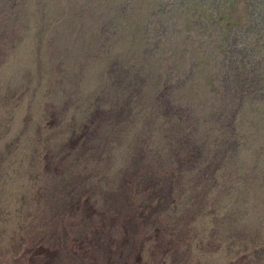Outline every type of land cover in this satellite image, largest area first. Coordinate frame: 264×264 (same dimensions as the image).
<instances>
[{
  "label": "rangeland",
  "instance_id": "rangeland-1",
  "mask_svg": "<svg viewBox=\"0 0 264 264\" xmlns=\"http://www.w3.org/2000/svg\"><path fill=\"white\" fill-rule=\"evenodd\" d=\"M161 2L0 0V264H264V0ZM103 92L131 121L97 124ZM144 171L187 189L209 240L133 232Z\"/></svg>",
  "mask_w": 264,
  "mask_h": 264
},
{
  "label": "trees",
  "instance_id": "trees-1",
  "mask_svg": "<svg viewBox=\"0 0 264 264\" xmlns=\"http://www.w3.org/2000/svg\"><path fill=\"white\" fill-rule=\"evenodd\" d=\"M162 4H165L166 0H161ZM171 2H168L167 5L170 7L172 4ZM168 7V6H167ZM184 13L187 14V8L184 6L183 7ZM156 14V10L154 11L153 15ZM183 17V16H181ZM179 17V18H181ZM154 22L152 21L149 25H147L149 28H153ZM178 30L179 34H182L185 32V35L183 36V41H189L192 40V38L197 36V33L195 34V30L198 29L200 31H203L201 27L196 26L194 23H192L191 20L185 18L181 19L179 22ZM157 31V30H156ZM158 32V31H157ZM122 67V66H121ZM104 93V92H103ZM101 94L100 96H97L94 101L97 103V108L100 109V106H105L106 109H101V118L99 119V113L97 112V124L101 125L99 120H118L120 122H129L131 121V109L127 110V112L122 113L120 117H116L114 119L107 118V108L109 107V97H105V93ZM166 97L170 100L172 99V96H169L168 93H165ZM130 100V98H128ZM179 99L182 101V97H177L173 98L172 104L176 108V111L180 108H183L185 110H180L182 113H188L189 112L186 110V106L184 105L181 107V105H176L173 102ZM183 102V101H182ZM189 116V115H188ZM184 117V115H183ZM129 118V119H128ZM94 121V120H93ZM93 124L91 123V120L87 116H80L79 120L77 123H75V128L81 131H87L88 128H92ZM74 137H77L75 134ZM141 159V156L140 158ZM133 164V165H132ZM128 166H122L120 169H118L117 172L114 174H117V188L123 184L126 183L130 180V175L133 176L134 173L136 174V178L139 175V168H142V166L137 162V163H132ZM112 171V170H111ZM142 177H145L144 179ZM91 178V177H90ZM153 177H148L146 172L144 171L141 178L136 181L135 184V189L134 191L136 192L134 194V198L138 203V207L136 209L135 213V220L133 219L131 222L132 228L136 230H150L149 235L147 236V239H154L156 238L154 242V248L156 249H166L167 251H171L172 248L177 249V245H181L184 243V241H177L178 239L174 240L175 237L177 236L176 233H179V235H184L190 237L189 238V245H187L188 248L192 247V240H201V243L204 244V239L206 238L209 240L211 235L209 234H204L200 231L199 227L194 230L191 228L192 224L197 226L195 221V218L192 216L189 218V220L185 219V216H179V211H182V204L186 203V199L190 198L186 192V188H183L182 186L179 185V181L174 178H168L164 180H156L153 181ZM187 186V185H186ZM157 188V189H156ZM119 189V188H118ZM156 189V190H155ZM90 190H88L86 193H88ZM118 195L121 193L120 190L117 191ZM85 193V194H86ZM83 194V196H85ZM86 197V196H85ZM101 197V196H100ZM91 198V197H87ZM84 200V199H82ZM174 208V209H173ZM124 214V213H123ZM184 215V214H183ZM177 217V219L175 218ZM174 218V219H173ZM173 219V221H172ZM181 221H185V225L183 226ZM123 230V228H120ZM124 232V230H123ZM242 232V231H239ZM166 233V234H165ZM165 234V235H164ZM234 234H237L236 232ZM238 236L240 239L243 240H248L249 235L248 232L239 233ZM160 237H166L170 240L168 245H163L161 240H159ZM185 238V237H184ZM159 243V244H158ZM250 249L251 245L250 244H242V243H237L236 245H233L229 248L228 253H236L239 256L240 254H243L245 250ZM263 253H264V248L261 249L259 252L257 251L256 259H264L263 258ZM247 257H245V260ZM98 261V260H97ZM248 263H253V261H249Z\"/></svg>",
  "mask_w": 264,
  "mask_h": 264
}]
</instances>
